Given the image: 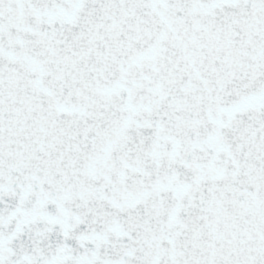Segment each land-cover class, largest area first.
<instances>
[{"label": "snow or ice", "instance_id": "6c2138e0", "mask_svg": "<svg viewBox=\"0 0 264 264\" xmlns=\"http://www.w3.org/2000/svg\"><path fill=\"white\" fill-rule=\"evenodd\" d=\"M0 264H264V0H0Z\"/></svg>", "mask_w": 264, "mask_h": 264}]
</instances>
